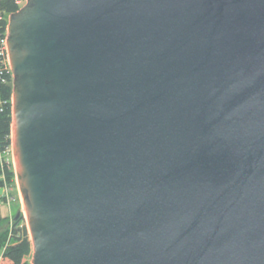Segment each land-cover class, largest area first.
<instances>
[{
  "label": "water",
  "instance_id": "1",
  "mask_svg": "<svg viewBox=\"0 0 264 264\" xmlns=\"http://www.w3.org/2000/svg\"><path fill=\"white\" fill-rule=\"evenodd\" d=\"M6 45L30 264H264V0H26Z\"/></svg>",
  "mask_w": 264,
  "mask_h": 264
},
{
  "label": "trees",
  "instance_id": "2",
  "mask_svg": "<svg viewBox=\"0 0 264 264\" xmlns=\"http://www.w3.org/2000/svg\"><path fill=\"white\" fill-rule=\"evenodd\" d=\"M21 6L22 0H0V186L9 189L13 202L19 199L16 173L9 158L12 149L13 74L7 61L4 41L8 33L9 15ZM15 217H0V229H3L0 231V264L2 260L4 264L31 263L33 244L28 226L24 223V213L17 219Z\"/></svg>",
  "mask_w": 264,
  "mask_h": 264
},
{
  "label": "rangeland",
  "instance_id": "3",
  "mask_svg": "<svg viewBox=\"0 0 264 264\" xmlns=\"http://www.w3.org/2000/svg\"><path fill=\"white\" fill-rule=\"evenodd\" d=\"M26 2V0H22V5H24ZM12 162H13V154H12V149H11V154H10V157H9ZM16 181H17V177H16ZM1 188V186H0ZM18 190V191H17ZM17 190H16V193L18 192V195H19V199L18 201L16 202H13V214L11 217H13L14 215H16V213L20 210H22L24 213V216H25V212H24V208H23V203H22V198H21V194H20V189H19V186H18V183H17ZM12 209V208H11ZM10 215V206L3 202V203H0V217H4V216H9ZM26 219V217H25ZM24 223L27 224V219L24 221ZM11 225V222L9 223ZM8 226V223L5 224V228ZM3 230V229H0V231ZM2 264H4V260H2Z\"/></svg>",
  "mask_w": 264,
  "mask_h": 264
},
{
  "label": "crops",
  "instance_id": "4",
  "mask_svg": "<svg viewBox=\"0 0 264 264\" xmlns=\"http://www.w3.org/2000/svg\"><path fill=\"white\" fill-rule=\"evenodd\" d=\"M9 199H10V202L8 201ZM3 202L7 203L10 206V215H9V217H11L12 214H13V211H12L13 210V201H11V197L9 195V189L7 187H1L0 188V203H3Z\"/></svg>",
  "mask_w": 264,
  "mask_h": 264
},
{
  "label": "built area",
  "instance_id": "5",
  "mask_svg": "<svg viewBox=\"0 0 264 264\" xmlns=\"http://www.w3.org/2000/svg\"><path fill=\"white\" fill-rule=\"evenodd\" d=\"M6 39H7V37H6ZM4 49H5V52H6V56H7V61H8V63H9V66H10V62H9V57H8V51H7V45H6V40L4 41ZM11 69V68H10ZM9 202H10V199L8 200Z\"/></svg>",
  "mask_w": 264,
  "mask_h": 264
}]
</instances>
